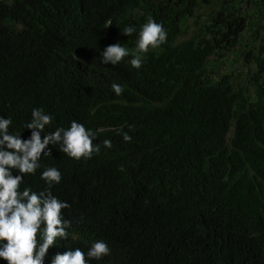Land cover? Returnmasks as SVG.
I'll use <instances>...</instances> for the list:
<instances>
[{
  "label": "trees",
  "instance_id": "obj_1",
  "mask_svg": "<svg viewBox=\"0 0 264 264\" xmlns=\"http://www.w3.org/2000/svg\"><path fill=\"white\" fill-rule=\"evenodd\" d=\"M149 17L167 40L137 70ZM116 43L129 55L102 63ZM33 109L52 117L42 139L76 121L100 146L77 161L50 144L24 176L69 205L43 264L98 240L110 254L88 264H264V0H0V118L27 140Z\"/></svg>",
  "mask_w": 264,
  "mask_h": 264
},
{
  "label": "clouds",
  "instance_id": "obj_2",
  "mask_svg": "<svg viewBox=\"0 0 264 264\" xmlns=\"http://www.w3.org/2000/svg\"><path fill=\"white\" fill-rule=\"evenodd\" d=\"M136 31L126 26L122 34L131 36ZM167 40V33L161 24L151 17L142 25L136 43V54L130 65L140 69L142 55L150 48H157ZM129 52L116 43L109 45L101 53V62L113 66L120 63ZM112 90L119 96L123 93L121 85L112 84ZM52 122V117L42 109L32 110V119L25 125L31 130L29 139L9 133L12 121L0 118V259L7 264H43L44 258L57 239H67L71 221L63 219L62 209L68 208L51 194V191L34 192L30 188L21 191L25 175H34L40 167L42 154L51 144H59L60 151L79 161L91 159L100 152V146L93 144L94 133L84 125L72 121L70 128H57L41 137V133ZM130 128L134 126H129ZM126 142L131 141L127 133H120ZM105 148H111V141L104 140ZM15 170V171H13ZM18 173V174H14ZM42 180L50 189L59 184L62 176L57 168L49 167L41 173ZM110 254V248L102 241H95L85 254L81 249L57 254L52 264H88V259L100 260ZM87 256V259H86Z\"/></svg>",
  "mask_w": 264,
  "mask_h": 264
},
{
  "label": "rangeland",
  "instance_id": "obj_3",
  "mask_svg": "<svg viewBox=\"0 0 264 264\" xmlns=\"http://www.w3.org/2000/svg\"><path fill=\"white\" fill-rule=\"evenodd\" d=\"M187 36H188V35H187ZM187 36H186V37H187ZM186 37H185V38H186Z\"/></svg>",
  "mask_w": 264,
  "mask_h": 264
}]
</instances>
